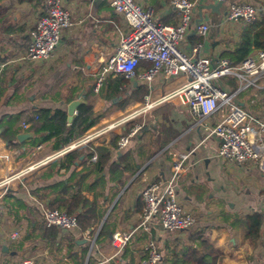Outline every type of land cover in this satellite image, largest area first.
<instances>
[{
	"label": "crops",
	"instance_id": "1",
	"mask_svg": "<svg viewBox=\"0 0 264 264\" xmlns=\"http://www.w3.org/2000/svg\"><path fill=\"white\" fill-rule=\"evenodd\" d=\"M134 1L149 9L153 20L158 23L175 26L179 22L178 13L169 0ZM191 1L195 4L191 24L177 49L193 59L205 55L212 62L222 60L223 52L233 49L243 25L241 21L226 19L228 6L247 3L259 12L264 10V0H216L223 1L218 12L202 10L200 24L207 26V32L201 36L196 28L198 6L212 4L213 1ZM60 2L70 12L73 25L62 31L60 41L48 60L27 62L22 58L29 42L28 33L39 15L25 3L16 5L15 10L18 18L16 27H23V31L10 38H0V45L6 48L0 53V58L8 56L10 59L3 74L7 85L0 97V178L46 159L76 141L71 136L55 133L33 145L34 134L22 127L26 114L32 108H57L67 114L68 105L83 97L82 104L89 103L95 113L103 114L92 130L121 117L124 111L135 109L145 96L155 100L186 81L184 75L165 79L161 73L149 83L135 77L126 79L123 90L108 100L97 96V93L86 99V91L91 89L93 82L96 83L105 61L126 31V24L107 2ZM196 47L198 51L194 52ZM2 69L3 65L0 71ZM215 84L224 91L235 93L243 82L235 76H225ZM233 101L250 113L264 115V73L254 85L237 92ZM20 113V118L11 127L12 131H18L10 136L6 127L8 117ZM74 115L76 117V111ZM220 117L221 114H217L200 119L186 106L172 100L154 106L93 143L94 147L105 148L108 155V160L96 174V180L99 201L104 209L101 224H111L113 231L106 239L101 238L95 243L91 253L90 239L99 228L92 235L78 227L67 231L55 229L57 236L55 243L51 244L50 237L42 230V209L48 207L52 199H40L33 193L66 179L71 170L79 171L81 163L87 159L86 152L81 155L83 158L78 165L74 163L81 156L74 161L70 171L51 170L53 160L10 183L0 190V264H15L22 260H30L32 264H121V257L116 255L109 238L117 231H134V238L127 249L135 264H140L142 250L150 240L155 241L161 250L166 239L181 233H168L161 227H154L150 233L143 232L146 244L135 241L137 248L132 246L135 235L142 233L136 230L143 209L141 191L149 182L167 181L172 174L173 163L181 155H186L187 159L182 164L183 171L175 190L183 209L196 217V224L190 230L206 229L209 241L223 254L221 264H264V173L252 164L239 165L217 155L220 140L211 134V129ZM136 126L139 130L128 146L119 149V139L115 141V137L128 134ZM28 132L33 134L32 138L22 142L17 140L18 134ZM91 157L88 160L95 162L97 158L92 160ZM85 196L89 200L93 197L90 192ZM252 213L262 217L257 239L246 238L245 233L243 218ZM16 230L21 237L18 241H11L9 235Z\"/></svg>",
	"mask_w": 264,
	"mask_h": 264
},
{
	"label": "built area",
	"instance_id": "2",
	"mask_svg": "<svg viewBox=\"0 0 264 264\" xmlns=\"http://www.w3.org/2000/svg\"><path fill=\"white\" fill-rule=\"evenodd\" d=\"M90 1L107 2L126 24V31L121 34L101 69L93 89L94 93H98L105 78L111 74L123 76L125 79L138 77L146 83L151 82L160 73L165 79L184 75L186 81L155 100L145 96L143 102L135 109L111 122L93 128L54 155L4 175L0 178V190L73 149L101 140L103 136L145 114L154 106L172 100L186 106L192 115L200 119L221 114L220 120L211 129V134L220 140L217 155L239 165L252 164L264 173V115L250 113L233 101L237 92L254 85L264 73V50L249 55L237 67H230L226 60L212 62L205 55L193 59L191 55L181 53L177 45L183 40L190 27L195 8L194 2L190 0H170L171 7L179 17L176 26H167L154 21L151 11L134 0ZM258 14L259 10L250 4L232 3L227 8L226 19L249 24L256 20ZM72 25L70 12L60 0H49L45 14L37 19L28 33L29 42L23 60L27 62L48 60L60 41L62 31ZM196 28L201 36L207 32V26L200 23ZM193 50L198 51V47ZM141 62L148 63L149 67L136 76L135 70ZM225 76H235L243 82L238 91L230 93L221 90L215 84L216 80ZM22 127L27 129L29 124H22ZM138 130L139 127L136 126L128 134L121 136L118 140V148L125 149ZM91 159L95 160L96 155H92ZM185 159L187 156L181 155L179 160L173 163L172 174L167 181H152L143 188L141 191L143 209L136 230L150 233L152 228L161 227L168 233H176L190 230L195 226L196 217L183 209L175 190ZM42 221L47 228L66 231L77 228V221L73 216H67L48 207L42 209ZM133 233L134 231H117L112 234L110 244L116 255L131 243ZM96 235L90 239L89 253L95 245ZM20 237L18 230L9 235L11 241H18ZM142 253L145 258L140 264L161 262V250L153 240L145 245ZM15 264H32V262L22 260Z\"/></svg>",
	"mask_w": 264,
	"mask_h": 264
},
{
	"label": "trees",
	"instance_id": "3",
	"mask_svg": "<svg viewBox=\"0 0 264 264\" xmlns=\"http://www.w3.org/2000/svg\"><path fill=\"white\" fill-rule=\"evenodd\" d=\"M49 0H0V38L13 37L17 32L23 31V27H16L18 18L15 10L16 5L27 4L34 13L38 12V18L45 14ZM170 1V0H169ZM191 1V0H190ZM176 26V24H175ZM0 45V53L5 50ZM264 50V10L260 11L256 20L249 24H243L240 30L238 41L233 45V49L223 52L222 60H226L230 67H237L253 52ZM8 56L0 58V97L3 96V89L7 83L3 81V74L7 65ZM149 67L148 63L139 64L136 68V76L142 74ZM233 79V78H232ZM125 78L120 75H109L103 81L97 96L107 100L119 94L125 83ZM86 91V99L94 96V85ZM236 86V85H235ZM220 88V87H219ZM221 89V88H220ZM222 90V89H221ZM71 99H69L70 101ZM143 101V100H142ZM68 102V101H67ZM20 114L8 117L6 123L7 132L10 136L16 135L18 130H11L13 124L20 118ZM102 113H95L91 104H81L76 109L75 119L67 125V114L62 109H52L46 107L32 108L25 116L24 124H29L28 131L34 134L31 143L33 145L47 140L55 133H63L76 140L84 136L102 118ZM119 137H115L117 141ZM86 152L87 159L81 163L79 171L71 170L74 161ZM96 154V161L88 160L89 156ZM108 160L105 148L94 147L89 144L66 153L62 158H58L51 163L52 169H64L70 171L68 177L58 183L46 188L36 189L33 193L40 199H52L48 208L57 210L67 216H73L77 221L80 231H87L93 234L99 228L95 238V243L101 238L106 239L108 234L113 231L111 224L104 222L103 205L100 203V195L97 186L96 174L102 169V165ZM115 167V166H114ZM92 193L93 197L89 200L85 193ZM246 229V238L257 239L262 223L261 215L252 213L243 218ZM100 226V227H99ZM43 227V228H42ZM42 230L47 237H50L51 244L55 243L57 231L54 228H47L43 224ZM40 228V227H39ZM139 233V232H138ZM206 229L199 228L186 230L173 238L166 239L161 249L162 259L159 264H221L223 254L209 241L205 235ZM134 236L132 237L133 240ZM146 234L143 232L135 235V241L141 245L146 244ZM150 240V239H149ZM148 240V241H149ZM143 243V244H142ZM121 264H135L134 257L131 255L127 246L119 254ZM118 255V256H119ZM145 255L140 257L141 260Z\"/></svg>",
	"mask_w": 264,
	"mask_h": 264
},
{
	"label": "water",
	"instance_id": "4",
	"mask_svg": "<svg viewBox=\"0 0 264 264\" xmlns=\"http://www.w3.org/2000/svg\"><path fill=\"white\" fill-rule=\"evenodd\" d=\"M213 3L212 4H202V5H199L198 6V15H199V19H198V22H196V26H198V24L202 21V10H210L211 12L213 13H216L218 12V8L219 6L222 4L223 1H216V0H212ZM84 103L83 101V97L79 100H75L73 102H71L69 105H68V108H67V115H68V118H67V122L70 124L74 118H75V111L77 109V107ZM33 137V134L32 133H20L16 136L17 140L19 142H22L24 139H28V138H32ZM82 156L74 163L75 165H78L79 161L82 160ZM186 231V230H184ZM184 231H180V232H184ZM112 237V234L109 235V238L111 239Z\"/></svg>",
	"mask_w": 264,
	"mask_h": 264
},
{
	"label": "rangeland",
	"instance_id": "5",
	"mask_svg": "<svg viewBox=\"0 0 264 264\" xmlns=\"http://www.w3.org/2000/svg\"><path fill=\"white\" fill-rule=\"evenodd\" d=\"M126 113H127V111H124V112H123V115L126 114Z\"/></svg>",
	"mask_w": 264,
	"mask_h": 264
}]
</instances>
